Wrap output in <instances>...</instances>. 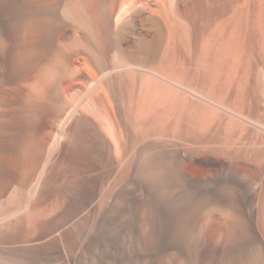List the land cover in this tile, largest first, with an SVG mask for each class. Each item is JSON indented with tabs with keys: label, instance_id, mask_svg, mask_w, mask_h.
<instances>
[{
	"label": "bare ground",
	"instance_id": "1",
	"mask_svg": "<svg viewBox=\"0 0 264 264\" xmlns=\"http://www.w3.org/2000/svg\"><path fill=\"white\" fill-rule=\"evenodd\" d=\"M191 1L194 4L192 20L195 23L205 13L210 14L206 12L209 9L205 8L207 0ZM259 1L256 13L261 34L258 58L259 63L264 65V0ZM186 2L191 7L190 1ZM180 8H184L181 0H158L157 3L152 0H118L117 5L110 0H57L39 8L30 4L29 0H0V25L7 28V34H12L17 29H31L32 26L25 23L27 17L51 9L57 15L55 33L60 29L72 31L66 34L64 40L59 34L54 36L50 58L55 60V64L53 62V67L48 66L52 68L51 73L50 69L47 70L48 67L46 69L48 75L55 73L57 97L59 100L65 99L69 107L60 115L57 114L53 131L45 133L41 143L35 142L36 135L34 139L28 138V142L34 140L32 149H25L38 156L37 162L38 159L41 161L43 154L46 158H51L62 139L70 135L71 131L67 128L70 122L81 121L96 130L113 157L114 170L109 176V181L113 184L110 199L122 192L123 187L118 186L124 180L141 184L140 194H136L135 184V187H126L127 190L124 188L130 201V210H125L127 206L114 204L111 210H107L110 206L105 205L102 176L94 178V184L87 190H82L85 187L74 180L78 187H82L79 191L85 192L88 210L80 215L84 222L69 226L65 233L69 236L65 237L62 231L56 232L53 235L54 245L50 248L45 245L46 249H41L45 251L35 255V261L42 260L44 264H263L264 237L257 225L255 211L251 210V205L255 202L253 199L257 195L252 193L254 189L251 191L247 188L245 179L240 178V175L234 172H219L218 175L221 165L218 166V160L215 159V156L222 160L234 157L235 161L246 158L252 144L264 139V130H260V127L246 133L247 126L243 120L236 116L234 118L233 115L220 114L216 110L223 94L215 91L219 87V72L227 64L228 55L236 53L240 25L237 21L232 24L231 19L219 23L213 21L203 36L197 38L194 68L191 73L186 74L184 51L190 28L187 21L183 20L184 14L179 11ZM146 11L148 13L145 14ZM205 16L208 18L209 15ZM188 22L190 23L189 20ZM257 76L253 77L256 84L260 83L261 86ZM248 77V70L245 69V82L249 81ZM75 83L83 85L84 96L79 103L76 101L77 105L75 102L74 106H70L72 98L67 91ZM190 87H194L195 91L189 92ZM189 94L191 98L188 97ZM195 98L204 99L209 105L204 104V100L199 102ZM208 131L216 132L218 138L212 136L216 141L220 139V148L214 146V139L206 136L210 134H206ZM198 148L206 152V160L211 162L208 170L217 172L212 180H207L204 174L201 177H189L185 172V163L196 158ZM24 152L26 155V150ZM235 161L231 162L234 171L233 166L237 167ZM34 167L35 165L33 169ZM46 167H39L34 172L32 170L29 179L24 181L30 194L22 193L26 185L23 186V191L16 188L11 194H17L18 190L20 195L23 194V199L26 194L33 199L36 195L44 197L46 190L53 188L50 184L55 182L52 178L54 175L50 174V178ZM19 169L22 172L23 169ZM25 177L27 178L26 175ZM150 179L158 182V185L155 184L157 188L159 186L158 192L156 188L152 190V186L144 184V181ZM256 182L257 180L254 181ZM75 184L68 185L75 188ZM9 186L5 188L8 190ZM5 195L4 208L7 207L9 196L7 193ZM20 195L17 197L20 198ZM210 198L226 202L231 205L228 207L234 209L223 212L194 210L198 202L200 204V201ZM40 199L35 202L33 200V204L40 202ZM12 201L11 198L9 208L17 205L14 202L12 205ZM20 201H16L18 206ZM9 208L11 210L13 207ZM125 215L132 219L140 217L141 222L127 219V216L125 221H119ZM13 218L0 224V239L3 242H7V238L18 237L21 227H27H24V221L20 223ZM20 218L23 219L22 216ZM212 222L217 224L211 225ZM11 239L9 241L13 243ZM50 243L49 241L47 244ZM3 245L0 243V256H5V262V258L8 260L14 250L11 251L12 245H8L12 252L8 256V248ZM18 252L15 250V253ZM31 253L28 260L35 257ZM21 254L19 253L20 257ZM16 255L15 258L20 259ZM252 259L255 261H251ZM10 262L14 264V261ZM37 262L35 264H42Z\"/></svg>",
	"mask_w": 264,
	"mask_h": 264
},
{
	"label": "rangeland",
	"instance_id": "2",
	"mask_svg": "<svg viewBox=\"0 0 264 264\" xmlns=\"http://www.w3.org/2000/svg\"><path fill=\"white\" fill-rule=\"evenodd\" d=\"M110 1H112V3H114L115 5H117L118 0H110ZM186 1H190V3L192 4V5L190 4L191 7H189L188 5L189 2ZM29 2L30 4L38 6L39 8V6L41 7V5H44L46 3L51 4L53 2H57V0H29ZM152 2L157 3L158 0H152ZM258 2L260 3L259 0H237V2L236 0H207L205 2V4H207L205 5L206 6L205 8L209 9L212 13L209 10H207L206 12L210 13V14L205 13V15L207 16L209 15L208 18L204 15L203 17L204 19L206 18V20H204L202 17V19L198 20L197 23H195L192 20L193 12H194L192 6H194V4L192 3L191 0H181V4L183 5L184 8L179 9V11L180 10L183 11L184 14L182 15V17H184L183 20L187 21V24L189 25L188 27L190 28V29L188 28L189 42L187 41L184 51L186 74L191 73V71L194 68V57L196 55V48L198 44L197 38L199 36H203V33L211 26V24H213L212 23L213 21H216L214 23H219L220 21H224L226 19L230 21L231 19L230 22L232 24L237 21L236 23L240 25L239 26L240 36H238L239 44L237 42L238 47L236 46L237 47L236 53L228 55L227 64H224L219 72L220 73L218 79L219 87L218 90L215 91L216 93H220V95L222 93L223 94L222 96H220L221 97L220 105L219 104H218L219 106L216 105V110L220 114L223 113L224 115L226 114L230 116L233 115L234 118L236 116L237 119L243 120L247 126L246 133H248L249 130H253L259 127L261 128L260 130H264L262 129L264 128V102H263L264 65L263 63H259L260 61L258 58L260 55L259 45H260V35H261L258 30V22H257L258 17L256 16L257 10L260 5ZM235 5L237 8L235 7ZM42 11L43 12L39 14L36 13L30 15V17H27L25 23L28 22V25L30 27L32 26L31 29L28 30L17 29L16 32L12 34L11 33L7 34V28L0 25V185H1L0 188H2V191L0 189V193L2 192L0 194V199L2 198L1 201L4 199L2 201L4 202V205L0 201V204L2 205L0 206V208L3 209V210L0 209V224L1 222H3L8 218L15 217L13 218L14 220L18 219L19 221L18 220L17 221L20 223H22L21 221H24V227L27 226L26 228H28V229L24 228L25 229L24 230L21 227L22 233L20 231L18 233L19 234L18 237L16 236L15 238L14 236V239L13 237L12 239L9 238V240L10 239L11 241L13 240V243H11L8 240V238L6 240L7 242H5L4 240L5 243L3 242V239L2 240L0 239V243L2 245L4 244L3 246H6L8 248L7 249L9 251V253L7 252L8 256L10 252L14 250L12 251L13 255L12 256L10 255L11 258L10 256L9 258L7 256L9 261L6 260L5 258V262H4L3 257L5 256L3 255L0 256L1 258L0 262L1 260H3L1 262L2 264L3 262L5 264L6 261L8 262V264H13L10 261H14V264H28V262L29 264H35L36 261H38L37 263H39L40 262L39 260L35 261V259H37L36 256L43 251L41 249L43 248L46 249L47 246L45 245H48V248L54 245L53 238H55L54 234H57L56 232L62 231L63 235H65L66 237L69 236L68 233L65 234L67 232L66 230L69 229V226L76 225V223L78 225L83 224L84 221L83 220L81 221V218H83V216L80 215H82L85 212L84 210L86 209L88 210L87 208L88 206L86 204L85 192L79 191L81 186L78 187V185L80 183L82 187H85V188L81 187L82 190L84 189L87 190L92 184H94V180L102 176L104 178V183H103L104 185L103 189L105 188L104 195L106 196V199L104 196L106 202L105 205L110 206L109 209L107 210H111L114 205H122L123 207L127 206L125 210H130L128 205L130 201L127 192H124V188L125 190H127L128 188L126 187H130V186L135 187L133 185L135 184L137 187L136 194L137 193L140 194V189H141L139 187L141 185L140 183H139L140 185H137L135 182L124 180V182H122L121 185L118 186L119 188L121 186L123 187L122 192L120 191V193L117 194L118 196H116L115 194L116 199H114L115 196L110 199V194L112 193L113 184L111 183V181H109V176L112 175V172L114 170V164H113L114 162H112L113 157L111 156L109 151H107L106 144L103 142L100 135L96 132L94 128H93L94 130H92V127L87 126V123L84 124V122L81 123V121L72 120L70 122V125H68L67 127L68 131L69 129L71 131L69 135L70 137L68 136V138L66 137L65 139L64 138L62 139L60 145L55 150L51 158H46V156L43 154L41 161H39L40 159H38L37 162L38 156L36 154L35 155L32 154L31 150H29L32 149V146L34 144V142L32 141L34 140H31L32 142L31 143L28 142V138L29 140L34 139V137H36L37 135L36 138L37 140L35 139L36 140L35 142H37V144L41 143V138H43L45 133H50L53 131L54 122H55L54 119H56L55 117L58 116L57 114L60 115L62 112H64L65 109L69 107V106L67 107V101L65 99L60 98V100L63 99L60 102L59 98L57 97L58 94L55 91H57L56 88L58 87H56L57 85H55L57 84L56 82L57 80L55 79L56 78L55 73H53L55 77L53 74H51L53 75V77H51L50 74L48 75L46 69L48 66L53 67L52 65L55 64V60L50 58L52 56L50 50L53 48L52 41L54 40V36L56 34H59L60 38L64 40L67 37L66 34H70L72 33V31L70 29L67 31H63L60 29V31L55 33V25H57V22H55L57 21L56 13L54 12L53 9L42 10ZM146 13H148V11H146L145 14ZM180 13L182 14V12ZM188 20L190 21V23L188 22ZM49 28L51 30H49ZM53 62L54 64H52ZM49 67L47 70L50 69V73H51L52 68ZM256 67L258 68L256 69ZM245 69L248 70V74L250 76L248 77L249 78L248 82H245L243 78V71ZM256 75L259 76V80L261 81L262 84L261 86L259 85L260 83L256 84L255 81L256 79L254 78ZM255 85L257 88L255 87ZM219 88L221 89L219 90ZM190 89L191 90H189V92L195 91L194 87H190ZM53 92H55L56 95H54L55 93ZM67 93L70 94L72 98L69 101V103H71L70 106H74L75 102L76 101L80 102V100L84 96L83 85L81 83H75L73 87H71V89L67 91ZM49 95L50 97H48ZM190 95L191 94H189L188 96L189 98H191ZM48 98L51 99L49 100ZM57 98L59 101L57 100ZM195 100L196 101L200 100L199 102H202L204 99L202 100L201 98H198L197 100L195 98ZM57 101L58 104H56ZM77 102L75 105L79 103ZM204 102H203L204 104L209 105V102L205 100ZM204 104L200 103V105L203 106ZM36 132H38L39 135L36 134ZM207 133H210L211 135ZM206 134L205 135L209 136L211 140L214 139L213 141L214 146L216 148L217 147L220 148L219 146L221 145V142L219 141L220 139L219 140L217 139L218 142L216 141V138H218L216 132L208 131L206 132ZM212 135H214L216 138ZM263 146H264V139L262 141L260 140V142H256L255 144H252L251 146L252 149H250V153L246 151V153H248L247 157L245 156L247 159L239 158V160L235 161L234 157H232L233 159L231 157H225V159L222 160L219 156H215V159L218 160L217 165L218 166L221 165L218 168L219 170L217 169L218 175L219 172L220 174H222V172L223 173L234 172L236 173V175L238 176L240 175L239 176L240 178L243 177L245 179L244 181L247 183L248 189L250 190L254 189V191L252 190L251 191L252 193L254 192L258 197L257 196H256L257 198L254 197L253 202L254 201L255 202L252 203L251 210L255 211L257 225L258 227H260L259 228L260 232H262L264 237V154H263L264 147ZM25 148H29V149H25ZM261 149L263 151H261ZM25 150L27 153L26 155L24 152ZM29 152L30 154L28 155ZM22 154L24 155V157ZM195 155L196 158L190 161L187 160V162L185 163L186 174H188L189 177H201V175L204 174L207 180L208 179L212 180V178L214 179V177L217 175V172L214 173V170H208L209 168H211L210 167L211 162L206 160L207 157L206 152L202 148L201 149L198 148L195 152ZM234 161L235 163H237V167L233 166V168L237 172L232 170L231 168L232 163H234ZM36 162L37 164L40 162L38 166L37 164H35ZM34 165L35 167L33 169ZM42 166L44 167L47 166L46 170L49 169L47 173L49 174V176L50 174H52V176L54 175V177L50 176V178L51 177L54 178L55 182L54 184L53 183L50 184L52 185L51 187H53V188L49 187L51 190L47 189L46 192L44 191L45 194L44 193H43L44 195L42 194L44 197L40 195H36L38 197L35 196L34 197L35 199H33L30 197V195H28L30 193H28V186L25 184V182L29 179L32 170L34 172L38 170L39 167ZM19 167L23 169L21 170L23 173L19 172L20 171ZM25 175L27 176V178L25 177ZM256 177L259 178V181ZM254 179L257 180L256 183H254L255 181ZM22 180L24 184L21 183ZM65 180L67 183L65 182ZM74 180L78 181V182L75 181V183H77L78 185H76L73 182ZM3 182L4 184H2ZM63 182H65L64 186H63ZM71 182L73 183L72 185L75 184V188L74 186L72 188L70 187ZM107 182L110 183L107 184ZM6 184H8L7 186L9 185L10 186L13 185V186L12 187L9 186L7 190V188H5L7 187ZM144 184L149 187L152 186L151 187L152 190L156 188L155 190L157 192L159 191V186L157 188L158 182H156V180L151 181L150 179L144 181ZM155 184L157 185L155 186ZM24 185L27 186V187L25 186V189L23 187ZM16 188L17 189L21 188L22 189L21 191H23L24 189L25 192L23 191L22 192L23 194L28 193L26 194L24 199L21 197L23 194L20 195L18 191L19 189L17 190V194L16 192L14 193L15 195L11 194L15 191ZM7 191H9L10 193ZM258 191L260 194H258ZM5 192L9 195L7 197L8 199L10 197L13 199L12 205L15 200L14 198H16L17 196L19 197L20 195V198L17 197L14 202V204L17 205L10 206L9 208L8 206L11 205L9 204L11 202V198H10V200L7 199L9 204V205L7 204L6 207L7 209L4 208L6 204ZM31 199H33L34 202L38 199H40L41 201L39 200L40 202L37 201L38 203L36 202L33 204V200L31 201ZM17 200L18 201L22 200L23 202L20 201L21 204L18 206L19 203L18 202L16 203ZM111 200H112V204H111ZM216 200L217 199L214 198H210V200L204 199L200 201V204L198 202L199 206L198 205L197 207L195 206L194 210H218V211L221 210V212H223L224 210L234 209L233 207H232L233 209L230 208L231 207L230 204L228 205V203L226 202H221V201L219 202L218 200L217 201ZM28 205H30L29 208L27 207ZM201 205L203 206L201 207ZM8 208L9 209L12 208V209L8 210ZM78 213L79 216L77 215ZM23 215L24 216L26 215L25 218ZM21 216L23 219L20 218ZM28 216L30 217V219ZM126 216L127 219L134 220L138 223L141 222L140 217L139 218L137 217V219L136 218L132 219L129 218L128 215L120 217L119 221H125ZM221 216L224 215L222 214ZM28 219L31 220L30 221L31 223L29 222ZM79 219L82 223L79 221ZM130 220H128V222H130ZM215 224L217 223L216 222L211 223V225H215ZM49 241L51 242L50 245L47 244ZM16 244L18 245L21 244L22 246L21 245L18 246ZM8 245L10 247L12 245L11 247L12 249ZM13 245H15V247ZM19 247L20 249H18ZM15 248H17L18 250ZM15 250L16 252L18 251L20 252L15 253ZM34 251H36L37 253L35 254ZM19 253L24 254L25 257L24 255L22 256V254L20 257ZM29 253L33 254L32 257L36 255L33 258V260L32 258L28 260V258L31 257ZM15 255L20 257V259L16 257L17 260H14L16 259ZM26 255H27V259H26ZM251 261H255V260L252 259ZM40 263L44 264V261L41 260Z\"/></svg>",
	"mask_w": 264,
	"mask_h": 264
}]
</instances>
